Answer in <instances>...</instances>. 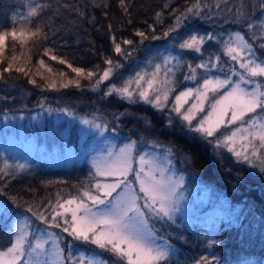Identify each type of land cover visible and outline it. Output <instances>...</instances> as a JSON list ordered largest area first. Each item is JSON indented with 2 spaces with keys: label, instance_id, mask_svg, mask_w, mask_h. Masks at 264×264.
Instances as JSON below:
<instances>
[{
  "label": "snow or ice",
  "instance_id": "1",
  "mask_svg": "<svg viewBox=\"0 0 264 264\" xmlns=\"http://www.w3.org/2000/svg\"><path fill=\"white\" fill-rule=\"evenodd\" d=\"M124 6V0H121V7ZM44 7L46 6L41 4L31 6L23 21H18L13 16L11 30L0 27V64L7 60L6 67L0 71V79H4V72H11L13 69L26 76L29 74L25 66L18 65L19 57L5 56L8 47L6 41L9 38L12 40L15 51L16 43L23 47L33 38L47 39V33L39 24L34 29L25 28V25L33 23L31 18H38L42 14ZM216 7H219V4ZM261 8L264 10V4ZM201 11V4L196 0L191 7L177 16L175 25L170 30L175 32L183 20L199 17ZM234 20L246 24L249 30L259 27L261 36L258 39L264 41V20H259L258 23L249 21V13L242 5L235 9ZM136 34L145 37L143 32ZM167 35L166 32L165 36ZM212 39H214L212 35L192 34L184 38L178 47L199 53L202 46ZM113 41L115 42V37ZM123 43L132 44L133 41L125 40ZM259 48L264 49V42L259 44ZM115 51L117 53L123 51L119 43L115 44ZM223 51L224 55L238 64L240 70L237 71L233 67L223 78L213 77L207 75L211 73L212 67L216 66L211 58L208 62L197 64L196 68L206 70V78L196 87L179 92L175 96L172 111L180 117L184 129L192 134V139L214 142L216 147L223 144L238 159L252 163L264 171V55H258L253 44L239 31L230 34L228 39L223 41ZM50 52V49L46 50L45 55H49ZM51 59L58 60L60 64L67 63L55 55H51ZM219 59L220 57L216 56L217 62ZM173 60L176 61V65L169 67ZM105 63L108 67L100 71L94 87L109 80L114 68L119 67L111 59H107ZM179 64L178 57L168 56L164 58L163 64L154 65L151 73L141 70L125 81L124 86L116 87L113 84L106 94L112 95L115 92L130 102L142 100L162 110L167 107L166 101L170 92L175 91L173 68ZM39 66L52 72L51 67L46 65L43 59L39 61ZM67 66L78 77L91 79L97 76L96 72L85 73L82 68L73 67L71 64ZM188 67L193 75L185 79L195 80L196 68L191 65ZM219 71L224 73L225 69L221 67ZM233 76L236 79H233ZM30 82L36 83L34 79ZM72 85L77 88L81 86L79 80H68L62 87L68 88ZM133 85L135 90L132 89ZM48 87L56 88L55 82L49 83ZM210 93L212 99L209 102ZM192 98H195V102L184 109V105ZM206 103L208 111L197 120V114L205 112ZM83 123L94 122L85 119ZM232 125H236L234 130L229 134L221 133L220 137H217L222 128H230ZM94 126L102 127L100 124ZM146 155L137 153L136 141H131L118 150H109L106 156L93 161L94 192L87 189L83 190L80 196L71 199L61 201L58 198L48 216L39 209L34 210L33 206H27L26 211L49 228H62V231L68 233L74 241L95 245L124 264H168L173 250L170 245L156 243L157 237L148 222L150 219H159L175 223V214L180 211L176 192L183 181L181 179L177 182L174 177L168 176L166 174L168 169L161 168L155 159H146ZM7 167L5 164L4 168H0V174H8L5 171ZM24 168L23 164L16 166L17 170ZM130 176L132 180L129 179ZM60 242L61 237L55 232L47 229L31 231V222L25 217L16 223L14 230L10 231L8 246L0 249V264H84L83 255L75 259L71 255L66 258ZM87 264H108V261L96 253L87 259ZM196 264H212V261L203 256Z\"/></svg>",
  "mask_w": 264,
  "mask_h": 264
},
{
  "label": "trees",
  "instance_id": "2",
  "mask_svg": "<svg viewBox=\"0 0 264 264\" xmlns=\"http://www.w3.org/2000/svg\"><path fill=\"white\" fill-rule=\"evenodd\" d=\"M218 1L199 0V3L204 8L206 5L216 6ZM195 2L196 0H124L125 6L121 7V0H0V27L4 30H11L13 16L18 21H23L31 6L41 4L46 6L42 14L38 18H31L33 23L25 25V28L34 29L39 24L47 33V39L36 37L23 47L16 43L15 51L12 40L8 39L5 56L19 57L18 65L25 66L29 74L26 76L13 69L3 73L4 79H0V83L12 84L30 92V97L25 99L17 98L16 94L17 99H11V106H14L11 110L15 111H33L45 105H56L59 99H64L73 103L80 114L86 113L85 109L88 108L98 111L95 116L101 114L104 118L111 119L113 128L117 127L125 135H134L136 139L139 137L137 131L143 130L137 119H145V136L172 148L181 171L199 176L207 184L228 194L233 203L244 205L246 214L241 224L225 223L220 226L214 246L216 259L207 256L206 242L199 226L191 229L162 226L165 238L179 249L178 256L169 260L168 264H196L203 256H207L212 264H264V171L256 174L250 168H240L212 158L208 142L192 139V135L183 132L184 127L170 130L165 112L140 103L131 105L118 97L83 91L89 81L78 77L67 66L71 64L82 68L85 73H98L106 68L107 59H121L127 48L123 41L131 40L139 44L143 39L152 41L165 37L177 16ZM246 2L252 5L251 0ZM202 20L201 16L190 17L188 24L192 30H200L207 26ZM213 23L218 29L230 25L219 20ZM137 32L145 33V37L138 36ZM116 43L121 45V53L115 51ZM254 45L258 55H264V49ZM49 49L50 54L45 55V51ZM51 55L64 59L67 63L60 64L58 60H52ZM41 59L51 67L52 72L39 66ZM6 63L7 60L0 64V71H3ZM44 75L64 76L66 82L79 80L81 86L49 88ZM33 79L35 84L30 82ZM21 92L23 93L22 90ZM12 93L14 92L10 89L0 87V102L12 98ZM7 106L8 104L4 106L0 103V112H5ZM119 115L130 118L119 120ZM83 181L79 176L71 175L61 182L34 172L21 177L0 178V194L8 202L17 205L24 203L47 206L55 204L58 198L76 194ZM154 227L157 225L154 224ZM78 245L88 252L99 253L112 264H124L122 261L115 263L112 254L103 252L95 245Z\"/></svg>",
  "mask_w": 264,
  "mask_h": 264
},
{
  "label": "rangeland",
  "instance_id": "3",
  "mask_svg": "<svg viewBox=\"0 0 264 264\" xmlns=\"http://www.w3.org/2000/svg\"><path fill=\"white\" fill-rule=\"evenodd\" d=\"M251 1L252 5L250 6L246 0H219L216 3V5L219 4V7L206 5L202 8L200 16L208 27L192 30L188 24L189 19H187L181 22V26L175 32L169 30L168 35L165 37L152 41H144L145 39H143L139 44H127V48L122 53L121 59L114 61V64L119 65V67L114 68V73L109 80L94 87L95 80L98 78L100 72L91 79L84 77L89 83L82 90L95 94L101 93L104 96L118 97L131 105L140 103L146 107L165 112L168 123L171 122V126H169L170 130L182 129L183 122L172 111V106L175 103V96L179 92L186 88L196 87L206 78V70L196 68V65L208 62L209 58H211V61L216 66L212 67L211 73L207 75L223 78L224 75L228 74L229 69L233 67L237 71L240 70L236 62L231 61L229 57L224 55L223 41L227 40L230 34L237 31L241 32L253 44L254 48V44L259 46L261 42H264L258 39L261 36L259 27L249 30L246 24L238 23L234 20L235 9L241 5L249 13V21L258 23L259 20H264V10L261 8L264 0ZM229 9H232V11H229ZM215 20L226 22L230 25L229 27L218 29L214 26L215 23L213 22ZM192 34L200 36L212 35L214 39L207 41L199 53L192 50L180 49L178 47L179 43ZM168 56L178 57L180 64L173 68L175 72V91L170 92L169 98L166 101L167 107L161 110L142 100H138L136 103L130 102L127 99L121 98L115 92L112 95L106 94L113 84L116 87H122L125 81L135 76L141 70L151 73L153 66L163 64L164 58ZM216 56L220 57L218 62L216 61ZM173 65H176L175 60L169 64V67H173ZM188 65L196 68L195 80L185 79V77L193 75ZM209 66L211 67V64ZM221 67L225 69L224 73L219 71ZM44 76L47 82L52 83L54 81L56 87H59L58 89L64 88L62 87L66 83L64 76ZM232 78L236 79L234 76ZM0 85L1 88L10 89L14 92L10 95L12 98H6L7 101L3 99V102H0L4 106L8 104L6 111L0 112V168H4L5 164H7L8 167L5 171L8 174H0V178L21 177L38 172L47 178L59 179L62 182L68 176H79L81 180H84L82 186H80L81 189L76 194L64 196L61 198V201L71 199L80 196L83 190L91 189L94 192L92 188V184L94 183L92 178L94 160L106 156L109 150H118L129 142L136 141L138 154H147L146 159H155L161 168L168 169L166 173L168 176L174 177L177 182L181 179L183 181L182 184H179L176 192L180 211L175 214V223L159 219H150L148 222L149 227H151L157 237L156 243L171 246L173 254L170 255V260L178 256L179 249L170 240L165 238L162 226L170 228L172 225L177 226L179 229H191L199 226L206 242L207 256L215 258L214 246L217 242L216 235L220 226L225 223L239 225L245 217L246 210L244 205L233 203L228 194L207 184L199 176L181 171L178 167L179 160H177L176 153L172 148L163 146L157 141L147 138L145 136V119H137L143 130H140L139 127L140 131H137L139 137L136 139L134 135H125L117 127L114 126L113 128L111 119L104 118L101 114L98 117L95 116L97 115L96 113H99L98 111H92L88 108L85 109L86 113L80 114L73 103L64 99H59L56 105H45L33 111H15L11 110L14 108V106H11V99H25L27 96L30 97V92L17 88V86H12V84L3 85L0 83ZM132 89L135 90V85L132 86ZM15 94L18 95L17 98ZM134 99L137 98L134 97ZM211 99L212 94L210 93L209 102ZM194 102L195 98L190 99L184 105V109H187ZM207 111L208 105L206 103L205 112L198 113L197 120L205 115ZM127 118L129 119L130 117L127 115L117 116L119 120H126ZM85 119L94 123L85 124L83 123ZM195 123L196 121L194 120L193 124ZM94 124H100L102 127L96 128ZM235 128L236 125H232L230 128H222L217 133V137H220L221 133L229 134ZM183 132L192 135L185 129ZM208 139L215 140V138ZM208 144L212 150V158L222 163L240 166V168H250L256 174L263 172L252 163L238 159L223 144L220 147H216L214 142ZM169 149H171L170 152ZM237 150H239V142L237 143ZM182 160L186 161L185 157H182ZM256 163L258 164L259 161L257 160ZM20 164L25 165L23 170L16 169V166ZM129 179L132 180L133 178L130 176ZM15 204L8 202L0 194V249L8 246L9 233L11 230H14L16 223L27 217L31 222V231L35 232L37 229H47L61 237L60 246L64 248L66 258L71 255L75 259L83 255L85 257L84 264H87V259L96 254L79 247L78 244L85 242L74 241L68 233L62 231V228H49L48 225L37 220L31 213L26 211L27 206H33L34 210L39 209L40 212L48 216L56 203L47 206L38 204L25 205L24 203H18V206ZM60 222L63 225L62 220ZM154 224L157 227H154ZM50 244L51 242H49V246ZM69 245H71V248H69ZM103 258L105 259V257ZM105 260L108 261V264H112L108 259ZM114 260L117 263L115 258Z\"/></svg>",
  "mask_w": 264,
  "mask_h": 264
}]
</instances>
